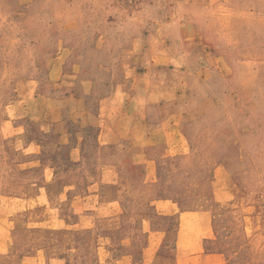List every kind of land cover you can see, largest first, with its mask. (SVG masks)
<instances>
[{"label":"rangeland","instance_id":"1","mask_svg":"<svg viewBox=\"0 0 264 264\" xmlns=\"http://www.w3.org/2000/svg\"><path fill=\"white\" fill-rule=\"evenodd\" d=\"M213 253L264 264V0H0V264Z\"/></svg>","mask_w":264,"mask_h":264},{"label":"crops","instance_id":"2","mask_svg":"<svg viewBox=\"0 0 264 264\" xmlns=\"http://www.w3.org/2000/svg\"><path fill=\"white\" fill-rule=\"evenodd\" d=\"M110 98L107 97L105 99H102L100 101V111L101 113L99 114V118L101 120L100 124H98V140L99 142H101V147L102 146H109V143H105V139L106 137L108 138V142L111 140V135L109 134L110 132H132V136H136L138 133L140 134L141 128H143L145 125L142 124V122H136L135 124H130L128 126L125 125H121L120 127H115L113 125H110V123L108 122V120L106 119L107 115H106V110H108V107L110 106L111 102L108 100ZM134 108V109H133ZM138 106L135 102H133V106L132 108L129 109L130 114H132L133 111L137 110ZM125 114L128 115V109L125 110ZM102 116V117H101ZM181 117V113L179 112V110H177L175 113H172V117L170 119V121H165L163 120L161 124H158L159 126L157 127V129L161 130V132H163V137L167 143L166 147H169V136L172 133H175V136L177 139H180L181 137V129H180V119ZM147 126V125H146ZM144 134V133H143ZM123 137H126V134H123ZM135 146H139L136 145ZM165 147V148H166ZM135 161L136 162H145V153L141 150L139 153H137L135 155ZM124 177H122L121 174L115 173L114 175L108 176L107 178H103V180L106 181L107 184H113V185H118L121 184V180H123ZM97 182H95L91 187H93L94 189L98 190V188L96 187ZM96 187V188H95ZM120 191V190H119ZM92 195H97L92 193ZM160 205H164V202L158 203V206ZM184 212L181 213V217L183 216ZM184 223L181 221V223L179 224L178 227V242L182 241V239H184V235H183V230H184ZM198 256L199 255H179V262L178 264L182 263V264H187V263H192L196 260H198ZM207 257V264H221L222 263V255L213 253V254H209L206 256Z\"/></svg>","mask_w":264,"mask_h":264}]
</instances>
